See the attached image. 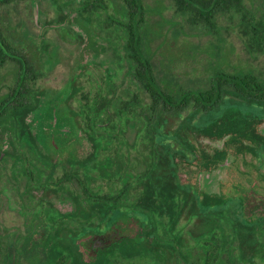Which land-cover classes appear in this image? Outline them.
Here are the masks:
<instances>
[{
    "label": "flooded vegetation",
    "instance_id": "obj_1",
    "mask_svg": "<svg viewBox=\"0 0 264 264\" xmlns=\"http://www.w3.org/2000/svg\"><path fill=\"white\" fill-rule=\"evenodd\" d=\"M97 1L30 0L38 33L25 24L23 1L15 9L0 4V59L14 61L0 71V221L6 213L21 221L15 229L0 224V264H54L57 249L60 264H167L151 260L152 252L167 258L169 248L151 244L153 235H167L165 221L157 231L151 220L157 159L182 203L184 196L209 208L225 203L239 220L264 221V102L227 100L215 110L207 93L209 109L201 111L198 56L173 62L157 53L155 67L144 68L124 53L120 29L108 30ZM69 45L72 70L59 88L49 85ZM189 57L192 68L184 69ZM13 65L22 66L19 74ZM219 168L220 193L201 191L198 175ZM160 205L164 217L165 197ZM87 219L95 223H71ZM57 233L78 236L77 244L31 245Z\"/></svg>",
    "mask_w": 264,
    "mask_h": 264
},
{
    "label": "trees",
    "instance_id": "obj_2",
    "mask_svg": "<svg viewBox=\"0 0 264 264\" xmlns=\"http://www.w3.org/2000/svg\"><path fill=\"white\" fill-rule=\"evenodd\" d=\"M19 1L30 0H0V4H7V8H16ZM87 0H70L73 5L81 4ZM97 1V0H96ZM169 5L174 8V13L180 15L189 25H196L202 28L206 34L219 36L215 31L220 16L237 13L241 22L244 23L245 33L248 40L259 43L264 39V24L261 19H255L245 8L244 0H119L112 4V0H98L92 3L96 10L102 11L103 20L108 25V30H113L115 24L120 29L119 37L124 47V53L134 55L135 61L142 62L144 68H154L153 57L157 53H165L169 60L175 62L179 59V52L169 49L170 45L176 46L179 41V27L174 19H167L164 15ZM253 24V22H257ZM167 23H170L169 27ZM252 23V24H250ZM169 32V33H168ZM250 33V34H248ZM173 35L174 38H170ZM257 45V44H256ZM259 49L261 44L258 45ZM259 49L256 56L258 57ZM249 53V52H248ZM264 54V52H263ZM207 62V58H203ZM200 58L203 73L200 74V110H208L207 105L202 104V99L207 93L212 94L214 107L217 110L220 102L227 100H259L264 102V80L258 78L241 66L235 72L225 68L230 67L229 59H217L207 67ZM14 62V61H13ZM13 62L7 59H0V71ZM147 63V64H146ZM148 63H150L148 65ZM135 67H142L136 65ZM13 71L19 74L22 66L13 65ZM214 69L215 73H207V70ZM2 76H0V83ZM1 85H4L1 84ZM259 89L255 93V89ZM6 94H0V101L5 100ZM259 96V98H258ZM1 110V107H0ZM166 165L171 167L172 161L167 160ZM161 162L159 159L152 162V173L155 175V184L152 187L151 220L153 229L159 230L161 221H165L167 235L152 236L151 244L168 246L167 258L160 257L157 253H151V260H162L167 264H264V221L249 223L239 220L231 213V208L220 203L211 205L210 208L204 203L200 206L188 196H184L183 203L177 196L175 179L170 175L162 177L160 172ZM165 197L168 209L166 216L160 212V200ZM88 213L93 216L96 213V202ZM166 217V218H165ZM95 223V220L72 221L76 228L83 224ZM27 238L24 244L31 241ZM78 236H62L58 233L55 236H43L33 239L34 246H63L77 244ZM3 241L2 245H5ZM136 247L142 243L136 241ZM61 249H57L52 260L54 264H60L63 259ZM62 256V257H61Z\"/></svg>",
    "mask_w": 264,
    "mask_h": 264
},
{
    "label": "rangeland",
    "instance_id": "obj_3",
    "mask_svg": "<svg viewBox=\"0 0 264 264\" xmlns=\"http://www.w3.org/2000/svg\"><path fill=\"white\" fill-rule=\"evenodd\" d=\"M244 4L245 8L250 12V14L253 15L255 19H261L264 24V0H244ZM22 7L24 10L23 18L25 20V24L33 32L38 33L39 28L35 24L40 22L38 19V13L36 11L38 7L36 6L34 8L35 10L33 14L31 12L30 1L23 2ZM47 7H49V2H44V5H42L43 11L48 13L50 18H54L55 14L53 13V10L51 7ZM7 15L9 19H12L15 14L14 11L9 10ZM164 15L167 19H174L179 26L177 28L179 34L176 41H179L180 43H178L176 46L170 45L169 49L176 50L179 52V54H196L199 58V74L203 73L200 58H207V62L204 59L202 61L203 64H207V67L212 65L210 60L213 63L214 61H217V59H229L227 63L228 65L230 64V67L228 68L227 64L225 65L227 70L235 72L236 70L240 69L238 66H241L242 69L246 71L252 70L255 73L261 72L263 74L262 79L264 80V39L260 38L259 43L252 42L250 41L251 39L248 40V36H246L245 33V28H243V22H241L240 16L237 15V13L233 12L218 18L215 31L218 32L219 36H215V33L206 34L201 31V29L206 28V26L197 28L196 25H189L180 15H176L174 13V8L169 5V3ZM167 25L169 27L171 26L170 23H167ZM48 31V39L51 41L54 40V31L52 29ZM170 36V38H174L173 35L170 34ZM259 44H261L260 49L258 46ZM258 49L260 54L258 53V57L252 58L253 56L257 55L256 52H258ZM75 50L76 47L74 45H69L68 49L64 47L60 48L59 51L61 54V63L56 67V70L49 81V85L59 88L67 80L68 74L72 70V63L75 61ZM190 58L191 57H189L188 61L190 65H187V61H183L184 69L192 68ZM207 73H215V68H209ZM3 92H5V90L1 89L0 94H3ZM260 129H262V125ZM224 172V169L219 168L211 173H200L198 175V182L201 191H204L209 195L220 193L221 183L226 181ZM0 224L2 227L15 229L21 225V221L17 220L14 214L6 213L5 217L2 219V222L0 221Z\"/></svg>",
    "mask_w": 264,
    "mask_h": 264
},
{
    "label": "water",
    "instance_id": "obj_4",
    "mask_svg": "<svg viewBox=\"0 0 264 264\" xmlns=\"http://www.w3.org/2000/svg\"><path fill=\"white\" fill-rule=\"evenodd\" d=\"M36 6H37V5H36ZM36 6H35V7H36ZM37 7H38V6H37ZM262 128H264V125H262ZM263 133H264V132H263Z\"/></svg>",
    "mask_w": 264,
    "mask_h": 264
}]
</instances>
